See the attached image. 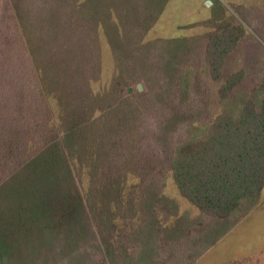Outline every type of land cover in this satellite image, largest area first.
<instances>
[{"label": "rangeland", "instance_id": "374dc122", "mask_svg": "<svg viewBox=\"0 0 264 264\" xmlns=\"http://www.w3.org/2000/svg\"><path fill=\"white\" fill-rule=\"evenodd\" d=\"M212 1L207 6L200 0H0V84L8 87L7 77L14 76L23 79L12 82L14 87L30 81L37 65L49 66L51 48L60 43L68 19L74 13L79 22L93 17L105 38L103 80L93 85L85 115L106 119L84 129L99 125L97 130L110 133L107 167L146 180L152 195L166 193L183 211L199 215L174 185L175 149L187 140L190 126L217 116L218 90L232 73L246 72V90H264V0ZM133 18H143L137 21L144 26L139 39L131 34ZM239 24L247 33L227 58L220 80L213 81L204 73L207 40ZM35 54L43 60L36 62ZM186 73L190 96L181 104L179 81ZM117 107L119 117L113 113ZM68 132L66 157L53 145L0 188V264H264V189L248 216L204 215L205 224L177 242L162 240L159 229L168 216L144 204L147 196L140 188V206L147 208L141 222L118 221L111 233L93 226L76 184L90 178L86 170L80 175L79 158L87 149L99 151L101 135L92 129ZM91 134L92 140L81 139Z\"/></svg>", "mask_w": 264, "mask_h": 264}, {"label": "trees", "instance_id": "16d2710c", "mask_svg": "<svg viewBox=\"0 0 264 264\" xmlns=\"http://www.w3.org/2000/svg\"><path fill=\"white\" fill-rule=\"evenodd\" d=\"M74 16L79 13L68 19L58 42L62 46L51 48L49 66L37 65L30 74V81L22 86L14 87L17 80H23L14 75L13 81L7 77L8 87L0 84V188L53 145L66 157L68 131L80 129L85 134L92 129L101 135L100 149H87L84 158H79L83 167L80 175L86 170L90 178L81 177L76 190L87 203L93 226L110 232L121 220L140 219L141 222L147 208L140 206L136 193L139 188L145 190L147 196L144 204H152L168 216V223L159 229L164 242H177L195 232L205 224L204 215L219 219L248 216L258 205L264 189L263 88L256 86L248 91L244 87L246 72L232 73L218 90L220 112L208 124L190 126L187 140L175 149L171 161L172 179L179 196L200 212L194 216L190 211H183L178 200L166 193L152 195L149 182L143 183L146 180L138 182L136 177L130 178V172L106 166L111 163V158L105 156L111 148L110 133L104 132L102 127L97 130L99 125L84 129L94 120L106 119L105 115H85L93 98V85L103 80L105 38L96 19L83 16L79 22ZM141 19L130 20L131 34L138 39L144 34V26L137 24ZM246 33V28L239 24L209 36L204 69L209 78L220 80L227 58ZM27 52L32 60L34 53L30 45ZM35 56L36 62L44 58L41 54ZM93 74H97L98 79L94 80ZM190 86V75L182 74L181 104L187 103ZM3 92L8 96H3ZM119 94L120 98L122 91ZM113 113L115 117L120 116L118 107ZM85 138L82 135L83 140H92L94 136ZM83 144H87L86 141Z\"/></svg>", "mask_w": 264, "mask_h": 264}, {"label": "water", "instance_id": "95a60500", "mask_svg": "<svg viewBox=\"0 0 264 264\" xmlns=\"http://www.w3.org/2000/svg\"><path fill=\"white\" fill-rule=\"evenodd\" d=\"M202 3H204L205 5L207 6H211L213 4V1L212 0H200ZM138 89L139 90H142L143 87L141 84L138 85Z\"/></svg>", "mask_w": 264, "mask_h": 264}]
</instances>
